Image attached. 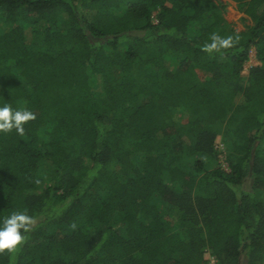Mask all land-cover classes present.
<instances>
[{"label": "trees", "instance_id": "obj_1", "mask_svg": "<svg viewBox=\"0 0 264 264\" xmlns=\"http://www.w3.org/2000/svg\"><path fill=\"white\" fill-rule=\"evenodd\" d=\"M231 1L245 31L213 0H0V107L36 115L0 133V225L37 221L0 264H264V0Z\"/></svg>", "mask_w": 264, "mask_h": 264}, {"label": "clouds", "instance_id": "obj_2", "mask_svg": "<svg viewBox=\"0 0 264 264\" xmlns=\"http://www.w3.org/2000/svg\"><path fill=\"white\" fill-rule=\"evenodd\" d=\"M240 40L239 33L221 36L213 32L201 46V50L210 56L217 54L223 57L229 49L236 47ZM35 119L36 115L27 108L14 110L10 104H5L0 107V133L7 134L15 130L22 136L25 134V124ZM36 223V219L28 215L26 210L14 211L5 217L0 225V255L8 253L15 256L27 241L26 234L35 229ZM72 227L75 228V224Z\"/></svg>", "mask_w": 264, "mask_h": 264}, {"label": "rangeland", "instance_id": "obj_3", "mask_svg": "<svg viewBox=\"0 0 264 264\" xmlns=\"http://www.w3.org/2000/svg\"><path fill=\"white\" fill-rule=\"evenodd\" d=\"M216 4L224 7L225 18L226 20L233 24L234 28L237 32L245 31L249 26L252 25V20L248 18L241 10L240 6L231 1V0H213ZM259 64V61L256 57V50L252 48L250 51L249 61L245 64L244 74H248V70L252 66H256ZM186 162L188 163V159L186 158ZM221 163V162H220ZM222 165V163H221ZM210 264V263H209Z\"/></svg>", "mask_w": 264, "mask_h": 264}, {"label": "built area", "instance_id": "obj_4", "mask_svg": "<svg viewBox=\"0 0 264 264\" xmlns=\"http://www.w3.org/2000/svg\"><path fill=\"white\" fill-rule=\"evenodd\" d=\"M218 144H219L218 149L220 150L219 158H220L221 163H222V168L225 172H230L228 164L225 161L226 160V149H225L224 145H222L220 143H218ZM206 258L210 264H217V260L214 257L207 255Z\"/></svg>", "mask_w": 264, "mask_h": 264}, {"label": "crops", "instance_id": "obj_5", "mask_svg": "<svg viewBox=\"0 0 264 264\" xmlns=\"http://www.w3.org/2000/svg\"><path fill=\"white\" fill-rule=\"evenodd\" d=\"M259 65V64H258Z\"/></svg>", "mask_w": 264, "mask_h": 264}]
</instances>
